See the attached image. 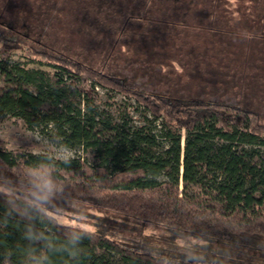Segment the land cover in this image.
<instances>
[{"label": "trees", "instance_id": "obj_1", "mask_svg": "<svg viewBox=\"0 0 264 264\" xmlns=\"http://www.w3.org/2000/svg\"><path fill=\"white\" fill-rule=\"evenodd\" d=\"M89 1L88 14L117 12L108 18L120 34L128 35L133 23L159 27L165 22L177 35L182 29L194 39L203 37L197 44L210 52L223 44L215 38L231 34L245 46L243 57L249 44L264 36V0H105V6ZM30 27L26 24L25 31ZM4 30L0 75L9 86L0 89V120H21L28 130L91 151L97 160L50 161L54 176L66 185V197L85 201L86 208L107 219L122 217L180 237L264 253V115L258 108L218 97L160 94L67 56L41 42V33L32 38L11 27ZM171 38V49L185 47L175 48L177 39ZM195 47L192 42L187 52ZM14 54L21 62L12 61ZM253 61L242 58L240 69H254ZM96 88L110 94L105 102ZM111 94L133 100L147 113V126H132L126 105L114 103ZM255 95L260 105L264 93ZM48 157L0 149V174L22 177ZM28 223L0 195V264H30L24 239ZM32 224L50 237L49 246L35 245L48 264H202L152 255L89 231L79 252L69 255L60 250L68 225L46 215Z\"/></svg>", "mask_w": 264, "mask_h": 264}, {"label": "rangeland", "instance_id": "obj_2", "mask_svg": "<svg viewBox=\"0 0 264 264\" xmlns=\"http://www.w3.org/2000/svg\"><path fill=\"white\" fill-rule=\"evenodd\" d=\"M88 1L0 0V32L5 33L4 29L11 27L32 38L41 33L40 41L46 45L55 47L54 49L97 70L116 72L124 78L134 79L131 81L136 86H143L160 94L171 92L173 95L187 97H218L221 100L240 102L249 108H258L264 115V101L260 106L257 95L254 96L258 92L264 93V36L249 44L246 57L240 51L245 48L242 41L231 34L221 39L215 38L217 41H213H221L223 44L221 47L216 46V52H210L197 44V40L203 37L194 39L193 36L186 35L187 30L182 29L177 35L174 29L165 26V22L159 27L133 23L127 29L128 35L125 32L120 34L113 20L108 18L110 15L115 16V13L117 15V12L107 11L103 7L101 14H96L95 11L88 14V10H91L88 8ZM101 1L99 4L105 6V0ZM89 2L93 5L99 1ZM114 2L119 4L120 0ZM127 7L130 8L126 3ZM26 24L31 26L28 32L25 31ZM172 36L177 39L175 48L176 44L178 48L185 47L181 50L171 49ZM192 42L196 43L195 50L187 52ZM242 58L246 62L249 58L257 60L250 62L254 63V69H240ZM12 61L21 62L19 54H14ZM240 83L244 86L238 88ZM8 86L0 75V89ZM99 93L103 102L110 96L105 91ZM111 97L114 103L126 105L132 126H147V113L133 100L113 94ZM112 112L119 120V114L115 110ZM46 141L47 138L39 129L28 130L21 120L7 116L0 120V149L52 156L54 150ZM76 156L90 163L97 161L91 151H76ZM60 203L63 204L62 201ZM88 211L93 218L94 227L87 228V231L101 233L152 255L173 256L181 261L202 264H264L263 251L238 249L224 243H204L199 239L180 237L162 226L143 227L137 221L116 216L107 219L98 211ZM59 223L68 225L67 220Z\"/></svg>", "mask_w": 264, "mask_h": 264}, {"label": "clouds", "instance_id": "obj_3", "mask_svg": "<svg viewBox=\"0 0 264 264\" xmlns=\"http://www.w3.org/2000/svg\"><path fill=\"white\" fill-rule=\"evenodd\" d=\"M46 143L54 150L53 155L31 166L22 177L0 174V195L7 198L12 211L29 222L24 239L28 241L26 255L30 264H48L49 261L35 247L51 244L48 234L36 231L32 224L38 215H46L50 222L68 221L65 243L60 250L69 255L79 252L84 241L91 237L87 228L94 227L93 218L85 207L86 202L66 197V185L54 176L50 166L53 159L58 163L70 164L76 150L56 137L47 139Z\"/></svg>", "mask_w": 264, "mask_h": 264}, {"label": "built area", "instance_id": "obj_4", "mask_svg": "<svg viewBox=\"0 0 264 264\" xmlns=\"http://www.w3.org/2000/svg\"><path fill=\"white\" fill-rule=\"evenodd\" d=\"M97 92H100V90L98 88L95 89Z\"/></svg>", "mask_w": 264, "mask_h": 264}]
</instances>
